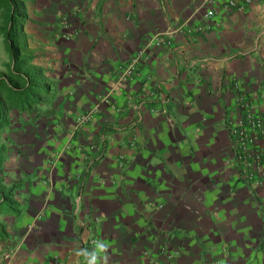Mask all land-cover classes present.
<instances>
[{"label": "crops", "instance_id": "obj_1", "mask_svg": "<svg viewBox=\"0 0 264 264\" xmlns=\"http://www.w3.org/2000/svg\"><path fill=\"white\" fill-rule=\"evenodd\" d=\"M60 8L40 63L55 95L0 185V264H264V174L245 179L230 131L240 93L264 118V0Z\"/></svg>", "mask_w": 264, "mask_h": 264}, {"label": "rangeland", "instance_id": "obj_2", "mask_svg": "<svg viewBox=\"0 0 264 264\" xmlns=\"http://www.w3.org/2000/svg\"><path fill=\"white\" fill-rule=\"evenodd\" d=\"M48 0H32L27 3L29 10V19L26 22L25 34L27 35L28 44L32 52L36 53V58L34 60V65L41 66V62L43 57L45 56V50H47L46 38L48 36L45 35L46 31L50 32L52 29L58 28L62 29V22H54L55 17L60 16V20L65 21L68 16H70L74 11L69 12L68 10H64L60 8L61 3H68V0H56L54 6H50V11L44 13L41 8V5H44ZM1 14V11H0ZM3 14H1L2 16ZM57 15V16H56ZM55 16V17H54ZM59 20V21H60ZM53 22V23H51ZM0 25H2L1 17H0ZM51 25L53 28H51ZM64 27V26H63ZM65 27H67L65 25ZM11 61L9 52L5 47L4 35L2 31H0V72L6 71L5 64ZM37 63V64H35ZM54 86L50 81H48L47 77L44 76L41 79V88L38 90V100L34 101V105L36 110L32 111H20V110H9L6 102L8 99L5 97L0 98V109L2 116L0 117V185L3 186V182L6 180L7 172L5 170L6 162L8 160V155L13 152L16 146L13 141V137H16V133L20 132H28L32 130L31 123H35L37 125V119L40 115L45 114L47 112V105L49 101L52 100L51 95H55ZM49 99V101H47ZM6 100V102H5ZM41 103L43 106H41ZM47 109V110H46ZM61 109V110H60ZM63 106L57 109L55 106V110L52 111V114H55L57 119L62 114L65 115V110H63ZM50 111V109H49ZM34 112H38L39 115H35ZM51 112V111H50ZM20 115V116H19ZM62 120V119H60ZM69 120V119H68ZM36 121V122H35ZM80 121V120H79ZM82 123V121H80ZM64 123V122H63ZM63 123H59L57 126L63 125ZM67 127V125H66ZM23 130V131H21ZM66 130V129H65ZM64 133L65 131L62 129ZM18 146V144H17ZM17 186H15L16 188ZM11 188L7 189L6 196L11 200ZM8 198V199H9ZM8 199L3 204H0V211H2L8 204ZM14 206V205H13Z\"/></svg>", "mask_w": 264, "mask_h": 264}, {"label": "trees", "instance_id": "obj_3", "mask_svg": "<svg viewBox=\"0 0 264 264\" xmlns=\"http://www.w3.org/2000/svg\"><path fill=\"white\" fill-rule=\"evenodd\" d=\"M29 1L32 0H0V11L3 14H0V31L4 35L5 47L11 58V61L5 64L6 71L0 72V98L8 99L9 102H5L9 110H36L33 105L39 98L37 89L41 88V79L45 72L43 66L34 65L36 53L31 51L25 34L26 22L29 19ZM12 192L13 189L11 195ZM8 198L6 192L0 190V204Z\"/></svg>", "mask_w": 264, "mask_h": 264}, {"label": "built area", "instance_id": "obj_4", "mask_svg": "<svg viewBox=\"0 0 264 264\" xmlns=\"http://www.w3.org/2000/svg\"><path fill=\"white\" fill-rule=\"evenodd\" d=\"M232 4L236 0H230ZM247 3L253 0H245ZM215 10L210 8L208 15H214ZM160 44V40H157ZM171 44V41H167ZM143 50L138 51L130 62L122 68L117 81H127L137 75L138 63L142 60ZM237 106L241 117L232 122L230 131L233 137L234 164L240 169L246 180L252 184H260L264 174L263 156L256 143L264 134V118L261 117L250 98L245 93H240L237 98ZM90 115H84L80 121L89 120Z\"/></svg>", "mask_w": 264, "mask_h": 264}]
</instances>
